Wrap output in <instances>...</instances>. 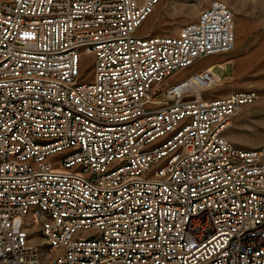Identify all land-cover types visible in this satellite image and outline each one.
Here are the masks:
<instances>
[{
  "label": "built area",
  "instance_id": "obj_1",
  "mask_svg": "<svg viewBox=\"0 0 264 264\" xmlns=\"http://www.w3.org/2000/svg\"><path fill=\"white\" fill-rule=\"evenodd\" d=\"M161 1L0 0V264H264V148L227 137L256 92L165 86L234 50L235 15L139 34Z\"/></svg>",
  "mask_w": 264,
  "mask_h": 264
},
{
  "label": "rangeland",
  "instance_id": "obj_2",
  "mask_svg": "<svg viewBox=\"0 0 264 264\" xmlns=\"http://www.w3.org/2000/svg\"><path fill=\"white\" fill-rule=\"evenodd\" d=\"M216 0H162L145 22L139 34L146 36H176L187 24L197 20L200 13ZM224 2L235 15L236 42L232 52L200 61L191 69L179 73L165 86L179 83L192 73L205 69L207 62H226V70L215 68L223 84L204 92L205 98H217L234 92L254 91L256 102L241 110L232 119L227 137L244 150L264 148V0H217ZM93 57L85 55L82 75L93 81ZM159 95L158 99H164ZM39 244L40 240H36ZM43 255L46 249L42 247Z\"/></svg>",
  "mask_w": 264,
  "mask_h": 264
},
{
  "label": "bare ground",
  "instance_id": "obj_3",
  "mask_svg": "<svg viewBox=\"0 0 264 264\" xmlns=\"http://www.w3.org/2000/svg\"><path fill=\"white\" fill-rule=\"evenodd\" d=\"M218 56H221V55H218ZM206 64H208L207 69H209L210 72H213V70L216 67H219L221 70H226V65H227L226 62H220V63H209V62H207ZM195 73H192L188 78H190L191 76H193ZM176 76H174V77H176ZM223 82H224V79L221 78L218 74H216V80H215V84L213 86H210L208 88H205L204 90H198V89L194 88V91L196 92V95L198 97H203L204 92L210 91V90H212V89H214V88H216L218 86H221V84H223ZM192 84H193V81L188 83V85H192Z\"/></svg>",
  "mask_w": 264,
  "mask_h": 264
},
{
  "label": "crops",
  "instance_id": "obj_4",
  "mask_svg": "<svg viewBox=\"0 0 264 264\" xmlns=\"http://www.w3.org/2000/svg\"><path fill=\"white\" fill-rule=\"evenodd\" d=\"M199 17V16H198ZM198 19V18H197ZM207 66H208V64H206L205 65V69L207 68ZM176 83H174V84H172V85H170V86H173V85H175Z\"/></svg>",
  "mask_w": 264,
  "mask_h": 264
}]
</instances>
